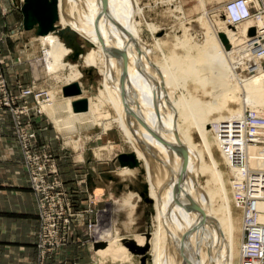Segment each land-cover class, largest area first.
Returning <instances> with one entry per match:
<instances>
[{"label": "bare ground", "instance_id": "bare-ground-1", "mask_svg": "<svg viewBox=\"0 0 264 264\" xmlns=\"http://www.w3.org/2000/svg\"><path fill=\"white\" fill-rule=\"evenodd\" d=\"M80 1L85 5L81 10L77 8V0H56L58 19L55 28L39 35L38 39L44 46V68L48 75L62 72L67 82L64 86L78 83L81 93L64 96V87L62 89L60 86L59 92L63 97H56V92L49 91L50 98L43 109L49 115L61 118L65 123L64 132L73 139L92 131L89 124L74 125V113L87 112L91 108L97 112L107 103L114 112L115 121L124 128L133 145L134 163L125 164L119 175L130 180L136 175H142L143 182L147 184V194L144 197L148 201L152 200L155 207L153 233L146 231L115 235L118 233L117 228L115 231L110 227L106 228L99 232L98 241L104 243V246L96 249L98 256L119 264L140 263L135 253L147 256L146 263L150 261L151 264H240L241 249L245 248V264H264V244L261 239L264 231V199L261 198L264 192L254 197L251 191V173L264 171V136L261 135L264 134V110L261 107L263 111L260 113L253 106V109L245 107L243 115L240 108L231 107V101L235 98L233 91L238 87L239 78L243 80L242 86L247 97L245 102L251 105L264 104V45L256 50L251 48L255 44L258 47L264 40L257 38L252 43L248 39L251 25H255L254 29L257 27L258 30L264 28V13H252L246 18L240 16L239 21L233 24V13L240 14V10L238 0H229L224 4V20L216 19L217 16L212 18L218 28H213L210 19L207 20L210 25H207L206 20L201 22L200 19L192 25L190 31L193 28L198 34L197 39L195 37L197 42L193 48L189 40L185 42L183 39L189 45L186 55L188 59L185 61L196 67L194 70L199 74L197 80L208 90V98L203 108L201 104H198V108H188L195 112L187 110L188 114L183 113V122L177 123L174 112L177 103L170 102L169 91L162 88L167 84L168 70L166 72V68H159L168 59L161 61L162 63L156 62V72L160 77H152L150 60L142 57L134 30L127 27V22L120 15V5L123 6L128 0ZM252 4L261 11L260 0H253ZM93 5L99 6L94 15L91 14ZM77 37L82 41L81 44L77 42ZM164 38L159 40L158 45L162 44ZM177 42L179 41L171 43L175 45ZM195 49L197 53L193 59L194 53H191ZM174 53L176 55L178 51ZM248 54L252 58H259L256 65L262 71L260 75L255 72L251 76L249 66L247 76L241 73L244 77H237L230 69L225 71L228 68L227 61L230 63L229 67H236L240 71L237 66H243L241 59H251ZM71 58H76L77 63L70 62ZM84 72L91 75L100 72L104 79L99 83L98 92L91 99L86 98V109L79 110L75 108L74 101L84 98ZM195 94H199L198 87ZM63 102L67 104L65 108L61 106ZM249 113L254 114V118L253 122L247 123ZM226 123L230 124L228 127L231 130L235 124L242 131L245 129L246 134L239 138L240 142L235 143L241 148V156L233 157L235 145L228 147L220 140ZM249 125L250 128L247 129ZM79 128L82 131L84 128L85 134L79 133ZM194 128L200 136L199 141L192 137ZM250 130L254 135L262 136L261 142H257L256 146L248 145L254 144L253 142L247 143V133ZM198 143L209 154V162H202V153L196 150ZM214 146L219 150L215 151ZM245 147L247 152L243 150ZM243 152L247 153L246 156ZM150 154L157 158H152ZM200 161L203 165L196 170L195 164ZM244 165L246 170L242 173L240 168ZM199 173L208 175L205 185L198 182ZM158 190H165L173 197L176 211H172L180 219L172 220L168 217L170 220L164 221ZM165 196H168L167 193ZM201 196L204 198V205ZM141 198L135 191L121 198L113 197L115 204L122 209L133 207ZM163 213L167 215V212ZM134 220L130 215L126 222L129 229ZM248 226L254 232L250 239L247 234ZM225 232L229 234L226 243ZM255 235H258L259 241ZM127 244L134 245L135 251ZM222 246H225V252L222 251ZM223 254L228 259L222 257Z\"/></svg>", "mask_w": 264, "mask_h": 264}, {"label": "rangeland", "instance_id": "rangeland-1", "mask_svg": "<svg viewBox=\"0 0 264 264\" xmlns=\"http://www.w3.org/2000/svg\"><path fill=\"white\" fill-rule=\"evenodd\" d=\"M228 1L128 0L124 2L125 4L123 3V6L122 4L120 5L121 18L125 19L127 27H131L134 30V36L141 49L142 57L150 60L152 77L154 76L156 79L160 77V74L156 72L158 68V63L156 64V62L167 61L166 59H168V64L159 65V68H166V72L168 70L167 84L163 85L162 88L164 91H169V101L177 103V108L174 110L177 123L183 122V113H187V110L195 112V110L188 108H198V104H201L203 108L205 100L208 98V94H206L208 90L204 89L202 84L197 80L199 79V74L194 70L196 67L185 61L188 59L186 55H188L189 51L187 47L189 45L185 42L189 40L193 48H195L194 44L197 42L196 36L198 34H196L193 28V31H190V29L199 19L201 22L206 20L207 25L209 24L208 21L211 20L213 28H218V26L214 25L213 19L217 16L218 18L216 17V19L224 20L226 17L224 4ZM24 2V0H0V117H4L6 114L11 116L15 142L23 158V167L33 194L35 195L34 184H31L29 177L30 160H32V157L27 153L25 147L27 138H29L28 141L32 144V149L29 151L42 154L47 153L48 157L52 156L57 168L56 173L47 170L43 174L45 185L52 187L49 188L50 196L45 200L49 212L51 213V210H54L51 213L52 218H55L56 212L59 210L63 211L68 218L70 216L69 211L72 212V216L70 217L73 219L72 231L68 240L62 247L57 248V246H54V249L48 252L44 262L45 264H67L62 259L57 262H55V259L53 261L54 254L56 251H64L72 246L73 260L69 264H119V262H112L109 258H100L98 253H96L97 248L104 246V243L98 241L100 237L99 232L110 227L113 231L117 228L118 233L115 235L126 233L127 235H132V233H144L146 231L153 233L155 226L153 222V215L155 214L154 202L152 200L148 201V198L144 197L147 194V184L143 182L142 175H136L132 180L119 175L125 164L133 163L131 158L133 155V145L127 132L118 121H115L114 112L111 111L107 103H104L97 112L91 108L87 112L74 113V125L82 126L89 124L92 126V131L87 135L84 128L83 131L79 128V133L81 132L82 135H85L75 137L76 139L67 137L66 132H64L65 123L61 118L51 116L43 109V105L49 101V91L51 93L56 92L54 94L56 97H63L62 93L59 92L61 86L62 89L64 87L63 91L65 90L64 96H75L81 93V88L78 83L64 86L67 82L63 74H61L62 72L56 75H48L46 72L44 68V46L40 39H38L40 34L36 33V28L28 29L25 25V15L22 10ZM34 4L38 15H41L45 19L50 16V6L47 0H35ZM77 5V8L80 10L85 7L83 1L80 0H77ZM93 6L95 10L92 9V15L99 10L98 5ZM251 26V29H248V34L250 35L256 33L254 29L255 25L254 27L253 25ZM25 32L26 34L24 35ZM161 37L165 38L162 40V44L158 45L159 40L162 39ZM176 39L179 42L172 45L171 42L177 41ZM77 42L79 44L82 43L79 37H77ZM170 45L176 48L172 49ZM263 45L264 43H260L257 47L255 44L251 48L256 50ZM173 50H177L178 53L175 55V51ZM196 50H192L191 54L194 53L193 59H195ZM251 50L249 51L250 54ZM178 54L179 56L177 57ZM250 54H248V57L251 58L249 60L239 58L243 65L237 66V69H241L240 71H237L236 67H229L230 63L228 61V68L225 71H229L228 69H230L234 75L237 77L239 75L240 77L241 73L247 76L246 71L250 69L252 71L251 76L255 72H257L255 73L256 75H260L262 71L256 65L259 58L255 56L253 59ZM76 60V58L69 59L72 63H77ZM83 74V84L86 88L84 98L74 101L75 105L79 108L83 106L86 98L91 99L98 92L99 83L104 79V76L100 72L92 75L88 72H84ZM238 80V90H232L235 92L236 99L234 98L231 101V107L240 108L243 113L245 112V107L253 109V106L255 109H259L258 111L261 113L264 110V104H247L245 102L247 97L242 86L243 80H240V78ZM196 87L199 88V94H195ZM66 105L63 102L61 106L65 108ZM22 129H24V133L21 132ZM192 131V137L194 136L195 140L199 141L200 136L196 128ZM32 133H35V137L32 136ZM220 140L224 143L222 138ZM254 144L248 143V145L256 146V143ZM199 145L201 143H198L196 150L202 153V156H200L201 159L204 158L202 162H209V154L203 145V147ZM245 146H247L246 143ZM214 148H216L214 149L215 151L219 150L218 147L214 146ZM243 150L247 152L246 147ZM245 152H243V155L245 154L246 156L247 153ZM182 154L184 155L183 151ZM151 157L157 158L153 155ZM202 162L196 163L194 168L198 170L203 165ZM241 169L242 173L245 172L246 166L244 165ZM207 176L205 173H199L197 175L198 182L201 185H205ZM131 191L137 192L142 197L140 201L135 203L131 208H119L115 204L113 197L121 198L128 195ZM166 193L168 196H165ZM158 195L162 202L161 213L164 221L167 222L171 218L172 220L175 218L180 219L172 211L173 209L176 211V202L173 203L175 201L173 197L165 190H158ZM58 197L63 199V204L56 201ZM201 197L202 204L204 205V198L203 196ZM64 202L67 204L65 205ZM60 204H62V207ZM163 212H167V215L165 216ZM130 215L135 220L129 229L126 222L129 220ZM165 217H167V220ZM38 218L40 221L39 215ZM224 218L225 220L227 219L225 215ZM226 238L227 240L229 238L228 232L224 233L225 243L228 242ZM243 239L245 242V233ZM127 245L132 251H135L134 245ZM36 247L38 263L40 264L37 241ZM223 250L225 252V246H222ZM146 251H148V248ZM243 252L246 253L245 248L241 249L240 264L246 263ZM135 254L140 262L138 264H151L150 261L146 263L148 260L147 256H142L139 253ZM222 257L228 259L227 255L224 256L223 254Z\"/></svg>", "mask_w": 264, "mask_h": 264}, {"label": "crops", "instance_id": "crops-1", "mask_svg": "<svg viewBox=\"0 0 264 264\" xmlns=\"http://www.w3.org/2000/svg\"><path fill=\"white\" fill-rule=\"evenodd\" d=\"M15 142L11 116L0 117V264H39L40 228L36 199ZM53 261L73 260V247L56 251ZM54 262V263H55Z\"/></svg>", "mask_w": 264, "mask_h": 264}, {"label": "built area", "instance_id": "built-area-1", "mask_svg": "<svg viewBox=\"0 0 264 264\" xmlns=\"http://www.w3.org/2000/svg\"><path fill=\"white\" fill-rule=\"evenodd\" d=\"M253 0H249L247 3V0H238V8L240 10V14L234 15V20L231 21V23H237L239 21L238 19L240 16L243 18L249 17L252 13L254 15L258 14L259 12L264 13V0H260L261 2V11L257 10L254 5L252 4ZM256 33L249 35L248 39L250 41L252 40V43H254L257 38H261L264 40V28L261 30H258V28H255ZM28 110V109H27ZM254 114L249 113L247 117V123L253 122ZM252 120V121H251ZM258 121V120H257ZM227 125V126H226ZM226 125L223 127L221 131L222 140L224 141L225 146H232L235 145L234 151H233V157L241 156V148L239 145L235 144L240 142L239 138H241L243 135H245V129L242 131L240 127H237V124L234 125L233 130H231L228 126L229 123H226ZM23 128V127H22ZM250 128V125L247 127V129ZM22 133H24V129L21 130ZM264 136V134H261ZM32 136L35 137V133H32ZM258 137L257 135H254V133L250 130L249 134L247 133V140L248 142H261V137ZM29 138H27V141H25V147L27 149V153L30 154L32 157V160H30V169H29V177L31 184L33 183V189L34 193L37 199V209H38V215L40 217V230L38 234L37 244L39 248V260L40 264H45V258L47 257L48 252L52 251L54 249V246L62 247L65 245V242L68 240L69 235L71 234V226L73 223V219L70 217L72 216V212L69 211V218L66 216V214L63 213V211L59 210L56 212L55 218H52V211L49 212L45 200L50 196L49 194V188H52L51 186L45 185V178L43 177V174L48 170L49 172H57V168L55 163L53 162L52 156H47L42 153L37 152H30L29 150L32 149V144L30 141H28ZM29 151V152H28ZM251 179H253L251 191L252 196L258 197L260 192H264V171H257L251 173ZM55 187V186H53ZM264 199V196L261 198ZM58 203L63 204V199L61 197H58L56 199ZM65 205L67 204L64 202ZM62 204L60 206L62 207ZM247 234L249 236V239L253 236V228L251 226L247 227ZM256 239L259 241L258 235ZM262 242L264 244V231L261 235ZM258 248V247H257ZM264 252V247H263ZM264 259V255H262Z\"/></svg>", "mask_w": 264, "mask_h": 264}, {"label": "water", "instance_id": "water-1", "mask_svg": "<svg viewBox=\"0 0 264 264\" xmlns=\"http://www.w3.org/2000/svg\"><path fill=\"white\" fill-rule=\"evenodd\" d=\"M24 1L25 2L22 6V10L25 15V25L28 29L36 28V33L41 35L55 28V23L58 19L56 0H47L50 6V10H49L50 16L46 17V19L44 17H41V15H38V12L35 11L36 10V6L34 4L35 0H24ZM225 43H226V39H225ZM75 108L81 110L86 109V102L84 101L83 106L80 108L75 105Z\"/></svg>", "mask_w": 264, "mask_h": 264}]
</instances>
